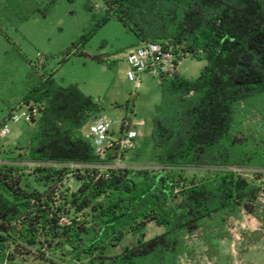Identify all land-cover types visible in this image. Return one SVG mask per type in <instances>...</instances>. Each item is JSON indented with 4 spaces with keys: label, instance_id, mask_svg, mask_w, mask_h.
I'll list each match as a JSON object with an SVG mask.
<instances>
[{
    "label": "trees",
    "instance_id": "trees-1",
    "mask_svg": "<svg viewBox=\"0 0 264 264\" xmlns=\"http://www.w3.org/2000/svg\"><path fill=\"white\" fill-rule=\"evenodd\" d=\"M102 1L101 20L73 47L113 18L136 42L166 44L176 58L206 64L195 78L176 70L158 77V169L104 170L81 132L98 103L77 84L62 85L31 65L22 101L39 115L21 150L34 172L25 173L21 161L0 162V264H175L181 254L192 256L184 239L191 234L206 258L221 264L217 242L229 237L230 217L243 211L258 220L259 229L243 234L249 243L264 236V186L233 169L264 170V140L243 132L249 116L264 120V0ZM46 10L29 0H0V23ZM188 169L205 173L187 177ZM148 223L162 232L146 238ZM131 233L133 245L107 255Z\"/></svg>",
    "mask_w": 264,
    "mask_h": 264
},
{
    "label": "rangeland",
    "instance_id": "rangeland-1",
    "mask_svg": "<svg viewBox=\"0 0 264 264\" xmlns=\"http://www.w3.org/2000/svg\"><path fill=\"white\" fill-rule=\"evenodd\" d=\"M29 1L47 10L44 14L35 11L24 20L14 18L0 23V125L4 121L9 129L0 138V162L21 161L26 165L25 173L34 172L32 162L26 160L21 149L28 146L35 123L22 117L11 120L8 116L11 111L20 114L25 110L22 100L28 89L31 65H35L40 72H52L60 84L75 83L83 93L91 96L98 103L97 114L110 120L112 136H118L122 128L130 140L122 158L128 167L158 169L157 150L152 140V118L155 106L161 101V89L158 77L148 71L138 74L136 85L127 79L126 53L135 40L134 35L119 21L110 18L95 27L84 44L73 47L84 30L101 20L103 1ZM205 64L203 58L185 56L177 64L176 71L184 77L195 78ZM89 120L81 127L84 136ZM243 132L249 138L264 140V120L259 116H249ZM233 169L244 171L245 177L264 186V173H261L264 170L251 167ZM204 173L203 169L185 172L187 177L196 178ZM68 185L72 190L76 187L71 180H68ZM259 200L264 203V187L260 189ZM259 226L258 220L243 211L236 217H230L227 223L229 237L217 242L218 262L264 264V236L253 243L243 236L259 229ZM162 230V227L148 223L145 237L151 238ZM135 238L133 233L126 235L119 245L109 249L107 255L133 245ZM184 239L193 254L179 255L175 264H214L206 258L205 247L197 234L185 235Z\"/></svg>",
    "mask_w": 264,
    "mask_h": 264
},
{
    "label": "built area",
    "instance_id": "built-area-1",
    "mask_svg": "<svg viewBox=\"0 0 264 264\" xmlns=\"http://www.w3.org/2000/svg\"><path fill=\"white\" fill-rule=\"evenodd\" d=\"M180 60L174 56L171 48L166 44L141 42L139 45L130 48L126 53V63L128 65L126 77L136 85L138 83V74L143 71H148L157 77L162 75L169 76L176 70ZM24 106L25 110L20 114L11 111L8 119L17 120L22 117L27 121H31V119L38 117L39 112L34 105L24 104ZM110 123V120L104 115L97 114L87 124L85 136L90 139L94 154L105 161L95 164L100 170L128 167L122 161V158L124 151L130 145V140L123 134L122 128L118 136H112L109 129ZM8 132L9 129L3 121L0 125V138Z\"/></svg>",
    "mask_w": 264,
    "mask_h": 264
},
{
    "label": "crops",
    "instance_id": "crops-1",
    "mask_svg": "<svg viewBox=\"0 0 264 264\" xmlns=\"http://www.w3.org/2000/svg\"><path fill=\"white\" fill-rule=\"evenodd\" d=\"M140 43L139 42H136V39L130 44V48H132V47H135V46H137V45H139ZM129 48V49H130Z\"/></svg>",
    "mask_w": 264,
    "mask_h": 264
}]
</instances>
